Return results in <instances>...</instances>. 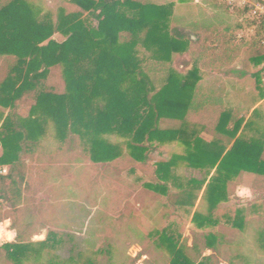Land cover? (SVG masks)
<instances>
[{
    "label": "trees",
    "instance_id": "obj_1",
    "mask_svg": "<svg viewBox=\"0 0 264 264\" xmlns=\"http://www.w3.org/2000/svg\"><path fill=\"white\" fill-rule=\"evenodd\" d=\"M68 1L69 10L60 8L54 17L27 0H0V66L5 59L14 60L0 78V168H8L6 175L0 171V200L9 210L0 224L9 219L15 233L14 242L0 246V255L5 254L6 264H76L58 256L64 240L57 233L32 241L40 228L33 219L40 223L42 217L33 213L30 220V212L23 210L30 185L26 160L35 156L50 126L59 142L87 138L95 164L126 159L151 174L153 183L144 189L164 199V210L194 209L202 192L205 211L195 212L192 223L199 231L217 227L215 212L230 201V189L243 174L255 176L254 187H264V128L251 119L261 116L259 108L245 120L237 108H226V84L218 77L204 80L201 72L220 69L242 80L253 66L259 70L250 76L264 100V14L248 20L254 9L250 3L230 8L224 0H201L213 11L243 15L246 25L182 17L174 23L173 2ZM249 2L264 10V0ZM180 27L195 39L181 34ZM248 28L254 35L239 43L236 33ZM188 51L194 64L181 75L170 64ZM242 53L246 65L240 69L234 65ZM59 68L58 78L53 71ZM161 75L158 87L155 80ZM246 132L257 136L246 137ZM205 133L214 138L204 139ZM170 145L183 153L152 166V155ZM182 168L200 172L202 178H185L178 173ZM227 224L244 231V211ZM170 231L154 242L168 253L170 264H208L210 257L196 263ZM217 241L209 234L206 249L215 251Z\"/></svg>",
    "mask_w": 264,
    "mask_h": 264
},
{
    "label": "rangeland",
    "instance_id": "obj_2",
    "mask_svg": "<svg viewBox=\"0 0 264 264\" xmlns=\"http://www.w3.org/2000/svg\"><path fill=\"white\" fill-rule=\"evenodd\" d=\"M27 1L54 17L60 8L69 10L70 4L68 0ZM171 1L163 0L164 3ZM224 1L230 8H243L249 3L254 6L247 16L248 20H258L264 14L263 8L256 2ZM174 4H177V19L174 23L182 17L188 21H212L216 18L219 23L246 25V17L243 15L232 11L228 14L213 11L201 1L175 0ZM174 25L176 24L171 25L172 34L176 33ZM178 30L185 37L195 39L192 32L183 28ZM252 35L253 28L239 30L236 40L240 43ZM55 38L59 41L63 39L60 36ZM142 56H145L144 52ZM244 58V53L238 55L234 66L244 68ZM13 63V59L2 61L1 79L6 76ZM193 64L194 58L188 51L175 55L170 67L181 75H186ZM248 69L249 75L242 80L229 78L220 69L201 72L204 80L218 77L226 84V108H237L245 120L250 118L252 110L261 102L255 81L250 76L259 69L253 66ZM60 70L55 69L53 75L59 78ZM163 79L162 75L156 78L158 87ZM27 114L26 111L24 115ZM251 119L264 128V112L261 111V116ZM202 136L206 140L214 138L206 133ZM252 136L257 134L246 132V137ZM110 140L119 142L115 137ZM91 149L92 144L87 138L70 136L66 143L57 141L55 131L50 126L41 144L35 149V156L27 158L25 166L30 185L25 191L23 210L30 212L29 219H33L35 213L39 214V218L42 217L40 223L38 220L35 222L37 217L33 219L34 224L40 225L38 230L34 229L37 231L32 237L33 242L44 241L49 232L57 233L64 240L56 251L58 256L63 261L71 258L76 264H170L168 253L156 248L154 243L159 234L168 228L170 233L180 239L187 254L196 263L204 257H210L208 264H264V240L260 241L261 235L264 239V187L259 189L253 186L255 176L243 174L234 189H230V201L221 204L215 212L218 226L199 231L193 225L192 217L197 211H205L202 192L194 209L174 211L171 207H166L164 210V199L155 197L144 189V184L153 183L151 174L127 163L126 159L114 164H95L90 159ZM182 153L183 149L178 145L167 146L152 155L151 165L155 166L158 162L169 160L174 154ZM7 170V167L0 168L1 175H6ZM178 173L189 179L202 178L200 172L190 169L182 168ZM238 210L245 214L244 231L235 230L227 224L228 219L235 218ZM8 211V207L0 200V219H4ZM25 218L28 222L27 217ZM2 221L0 246L15 240L11 221ZM26 224L19 227L22 229ZM30 232L31 229L28 234ZM209 234L218 238L215 251L206 249V237ZM107 250L110 252H106ZM0 264H6L4 253L0 255Z\"/></svg>",
    "mask_w": 264,
    "mask_h": 264
},
{
    "label": "crops",
    "instance_id": "obj_3",
    "mask_svg": "<svg viewBox=\"0 0 264 264\" xmlns=\"http://www.w3.org/2000/svg\"><path fill=\"white\" fill-rule=\"evenodd\" d=\"M181 2L182 1H184V0H180ZM193 1H196V2H200L201 0H193ZM230 1H232V0H230ZM171 2H173V3H175V0H172ZM202 2V1H201ZM177 5V4H176ZM175 5V9L177 8V6ZM180 28H183V30H185V31H187L188 29H186V28H184V27H180ZM189 31V30H188ZM262 105V106H261ZM260 106L262 107L261 109H260V111H262V112H264V100H262L261 102H260V104L258 105V106H256V108H260ZM235 107V106H234ZM256 108H254V110L256 109ZM253 111V110H252ZM244 175H248V173H245ZM250 175H252V174H250ZM252 176H254V175H252ZM8 222V221H7ZM7 222H6V224H7ZM10 222V221H9ZM8 222V223H9ZM6 233H9V234H11V232H6ZM7 243H10V242H7Z\"/></svg>",
    "mask_w": 264,
    "mask_h": 264
},
{
    "label": "built area",
    "instance_id": "obj_4",
    "mask_svg": "<svg viewBox=\"0 0 264 264\" xmlns=\"http://www.w3.org/2000/svg\"><path fill=\"white\" fill-rule=\"evenodd\" d=\"M4 172H6V171H4Z\"/></svg>",
    "mask_w": 264,
    "mask_h": 264
}]
</instances>
